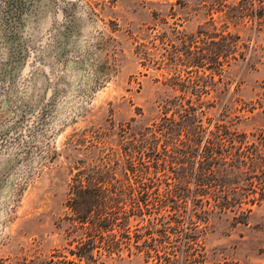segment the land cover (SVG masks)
I'll use <instances>...</instances> for the list:
<instances>
[{
	"label": "rangeland",
	"instance_id": "obj_1",
	"mask_svg": "<svg viewBox=\"0 0 264 264\" xmlns=\"http://www.w3.org/2000/svg\"><path fill=\"white\" fill-rule=\"evenodd\" d=\"M15 2L0 0L3 34L15 38L14 20L21 17L22 38L7 50L0 37V261L163 263L154 257L145 263L143 254L110 258L97 250L91 262L72 254L84 231L69 232L81 227L70 205L73 178L87 168L85 147L109 130L117 148L121 130L140 110L149 119L157 96L185 94V81L199 78L208 105L229 82L233 114L241 115L236 127L246 135L242 148L249 154L256 146L264 155V28L255 30L250 20L240 32L248 44L242 64L221 55V74L214 75L216 63L205 59L204 67L182 71L173 91L171 66L188 52L209 55L218 39L213 26L226 34L217 5L208 11L210 2L202 0H26L29 9L19 13L10 8ZM203 109L204 121L215 117V108ZM251 208L246 226L196 224L207 232L206 264H264V203ZM150 225L133 220L127 227L132 235L163 227Z\"/></svg>",
	"mask_w": 264,
	"mask_h": 264
},
{
	"label": "trees",
	"instance_id": "obj_2",
	"mask_svg": "<svg viewBox=\"0 0 264 264\" xmlns=\"http://www.w3.org/2000/svg\"><path fill=\"white\" fill-rule=\"evenodd\" d=\"M202 2H210L208 11L217 5L215 10L221 12L223 21L220 29L226 34L217 33L219 28L213 26L209 31H215L213 37L218 39L212 40L214 49L208 50L209 55L188 52L171 66L176 81L169 85L173 91L181 83L179 74L190 67H204L205 59L216 63L214 75L221 74V55L231 54L232 64H242L248 44L240 32L247 30L250 20L257 22L255 30L264 28V0ZM17 7L19 13H26L29 4L16 0L10 8ZM20 19L14 20L15 38L3 34L0 20V37L7 50L21 44ZM199 80L185 81L183 91L188 94L157 96L149 119L140 110L141 116L131 120L134 124L121 130L117 148L111 147L109 130L98 134L97 142L86 145L87 168L78 172L72 183L70 207L81 227L73 224L69 232L78 235L77 231L84 230L72 254L86 262L101 250L110 258L113 254L119 258L143 254L145 263L154 257L164 261L159 264H206L202 240L207 232L196 224L202 222L209 228L221 223L228 228L246 226L251 205L264 203V190L245 188L254 182L264 185V155L256 146L249 154L242 148L246 135L236 127L241 115L233 114L235 106L226 94L229 82H223L225 91L219 90L208 105L202 99L203 90L196 87ZM210 81L217 84L213 75ZM203 107L215 108V117L204 121ZM133 220L163 227L132 235L127 226ZM169 223L174 225L172 230L166 228Z\"/></svg>",
	"mask_w": 264,
	"mask_h": 264
}]
</instances>
